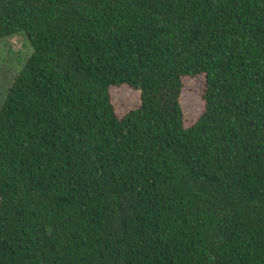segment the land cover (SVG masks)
Instances as JSON below:
<instances>
[{
	"label": "trees",
	"instance_id": "16d2710c",
	"mask_svg": "<svg viewBox=\"0 0 264 264\" xmlns=\"http://www.w3.org/2000/svg\"><path fill=\"white\" fill-rule=\"evenodd\" d=\"M20 34L0 264H264V0H0Z\"/></svg>",
	"mask_w": 264,
	"mask_h": 264
},
{
	"label": "rangeland",
	"instance_id": "374dc122",
	"mask_svg": "<svg viewBox=\"0 0 264 264\" xmlns=\"http://www.w3.org/2000/svg\"><path fill=\"white\" fill-rule=\"evenodd\" d=\"M31 53L32 48L23 34L0 39V107ZM200 85L201 81L190 79L182 90L180 99L186 125L193 123L202 109L198 92ZM110 95L119 117L139 104V92L127 85L110 88Z\"/></svg>",
	"mask_w": 264,
	"mask_h": 264
}]
</instances>
